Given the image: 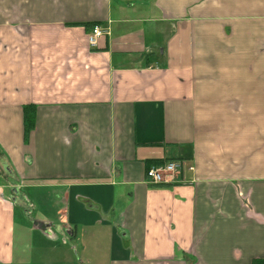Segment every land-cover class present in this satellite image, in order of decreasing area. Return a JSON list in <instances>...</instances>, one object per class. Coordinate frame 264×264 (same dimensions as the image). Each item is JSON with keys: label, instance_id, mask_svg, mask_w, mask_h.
I'll return each instance as SVG.
<instances>
[{"label": "crops", "instance_id": "1", "mask_svg": "<svg viewBox=\"0 0 264 264\" xmlns=\"http://www.w3.org/2000/svg\"><path fill=\"white\" fill-rule=\"evenodd\" d=\"M255 261L264 0H0V264Z\"/></svg>", "mask_w": 264, "mask_h": 264}, {"label": "built area", "instance_id": "2", "mask_svg": "<svg viewBox=\"0 0 264 264\" xmlns=\"http://www.w3.org/2000/svg\"><path fill=\"white\" fill-rule=\"evenodd\" d=\"M106 34V30L100 25H94L88 34V45L96 47L100 38ZM185 170H193L184 160L172 159L162 165H152L148 168L146 176L148 182L153 185L172 183L176 177Z\"/></svg>", "mask_w": 264, "mask_h": 264}, {"label": "rangeland", "instance_id": "3", "mask_svg": "<svg viewBox=\"0 0 264 264\" xmlns=\"http://www.w3.org/2000/svg\"><path fill=\"white\" fill-rule=\"evenodd\" d=\"M43 190H38V193H42ZM55 203L56 201H54V203L52 202V204L50 205V210H53L54 206H55ZM31 207H32V204H31ZM48 207V206H47ZM49 208V207H48ZM39 212H42L43 213V210L39 209L38 211L37 210H34L33 207L32 209L28 210V213L27 215L28 216V219H29V222L30 223H34V221L36 220H40V215H39Z\"/></svg>", "mask_w": 264, "mask_h": 264}, {"label": "trees", "instance_id": "4", "mask_svg": "<svg viewBox=\"0 0 264 264\" xmlns=\"http://www.w3.org/2000/svg\"><path fill=\"white\" fill-rule=\"evenodd\" d=\"M26 121H27L28 128L31 129L33 127V121H34L33 116H31V117L27 116ZM170 160H172V159H170ZM158 164H160V163H158ZM254 264H264V261H255Z\"/></svg>", "mask_w": 264, "mask_h": 264}]
</instances>
